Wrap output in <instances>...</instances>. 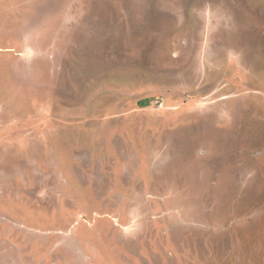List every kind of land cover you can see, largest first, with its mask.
<instances>
[{
  "label": "rangeland",
  "instance_id": "374dc122",
  "mask_svg": "<svg viewBox=\"0 0 264 264\" xmlns=\"http://www.w3.org/2000/svg\"><path fill=\"white\" fill-rule=\"evenodd\" d=\"M0 264H264V0H0Z\"/></svg>",
  "mask_w": 264,
  "mask_h": 264
},
{
  "label": "trees",
  "instance_id": "16d2710c",
  "mask_svg": "<svg viewBox=\"0 0 264 264\" xmlns=\"http://www.w3.org/2000/svg\"><path fill=\"white\" fill-rule=\"evenodd\" d=\"M142 104H144V105H145V104H146V102H142Z\"/></svg>",
  "mask_w": 264,
  "mask_h": 264
}]
</instances>
